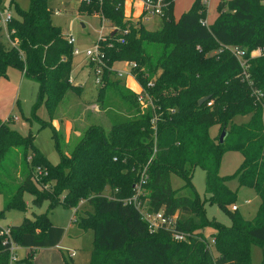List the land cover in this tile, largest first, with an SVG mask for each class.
Masks as SVG:
<instances>
[{
    "label": "trees",
    "instance_id": "trees-1",
    "mask_svg": "<svg viewBox=\"0 0 264 264\" xmlns=\"http://www.w3.org/2000/svg\"><path fill=\"white\" fill-rule=\"evenodd\" d=\"M28 1V10L14 4L17 17L10 28L15 30L17 47L8 46L0 34V77L13 67L35 80L38 88L34 107L44 104L52 117L65 91L72 87L73 45L67 42L68 35L52 23L51 15L56 11L49 7L48 0ZM90 1L120 30L128 31L108 35L100 42L106 65L134 62L132 73L151 96L153 107L133 117H122L107 131L88 126L69 154L61 152L55 132L60 155L57 164L49 162L35 146L36 135L31 130L21 135L9 127V118L0 119V192L13 188L0 218L9 209H25L24 193L33 196L35 207L48 204L45 213L9 227L11 241L28 249L23 264H33L37 249L59 244L64 228L48 218V212L59 204L75 208L80 226L93 230L90 264H251L253 244L262 249L264 264V56L249 57L250 48L264 46V0H222L211 25L203 23L206 12L200 0H195L177 21L173 18V0H165L156 30L147 29L140 20L126 22L125 0ZM231 45L245 50L250 78L263 92L261 100L242 81L240 64L227 49ZM213 49L217 51L207 55ZM109 73L114 71L104 70L101 89L111 83L120 89L121 97L136 101L137 95L120 85L119 79L110 82ZM150 80L152 86L148 87ZM203 97L208 99L200 105ZM208 102L212 104L208 106ZM244 115L249 116L246 122H233ZM42 125L54 128L47 121ZM215 125L225 130L223 143L209 134ZM227 151L242 154L234 177L240 187L253 189L260 198L252 220L239 216L237 207L232 210L236 193L226 185L231 176L219 174L222 155ZM14 152L15 160L11 161ZM36 167L42 171L40 177ZM144 167L146 180L140 201L146 203L149 212L177 213L178 228L190 234L188 241H174L163 229L150 231L135 206L124 204L135 194L134 185ZM196 167L205 172L204 201L190 182ZM172 173L185 181L182 187H171ZM16 178L19 182L13 186ZM106 187L108 194L104 193ZM183 189L189 193L183 194ZM82 200L88 210H79ZM205 201L224 210L230 226L207 220ZM202 224L214 229L209 240L199 231L194 233ZM3 239L0 235V264H9V244H3Z\"/></svg>",
    "mask_w": 264,
    "mask_h": 264
},
{
    "label": "rangeland",
    "instance_id": "rangeland-1",
    "mask_svg": "<svg viewBox=\"0 0 264 264\" xmlns=\"http://www.w3.org/2000/svg\"><path fill=\"white\" fill-rule=\"evenodd\" d=\"M83 1L85 4L82 3ZM3 3L4 6H7L9 0H4ZM212 3L214 4V2ZM17 4L21 10H28V0H18ZM82 4L85 6L83 11L81 9ZM92 4L91 1L87 0H48L49 7L54 8L56 11L55 14L51 15L52 23L59 27L63 34L73 37L74 47L80 52L79 55L72 58V69L70 72L72 87L65 91V95L57 104L52 117H49L44 104L34 107L38 88L35 80L24 77L20 70L13 67H8L6 73L0 79V119L3 117L5 119L9 115L15 114L18 120H16V117L11 116L10 120L7 121L9 127L21 135H26L31 130L36 135L34 139L35 146L52 164H57L60 160L59 152L55 147V132H57V141L61 152L69 154L80 141L88 126L97 125L107 131L113 123L122 117L129 118L139 115L144 109V104L139 102L137 98L135 101L132 98L121 97L119 94L120 89L118 91L111 83L101 89V86L96 85L94 82L93 65L91 61L85 58L84 52L86 49L93 47L100 32L103 37H106L118 27L115 22L109 21L98 7L95 8ZM178 5V8L183 7L181 2ZM184 12H181L180 16ZM176 13L173 11L174 17H178ZM215 13V8L210 6L208 22L213 19ZM14 16L17 17V14L14 13ZM180 16L173 18L177 21ZM125 18L126 22L135 24V15L132 14L131 17ZM160 24L161 19L157 16L144 22V26L149 30L158 29ZM254 49L250 48L249 52ZM216 51L214 49L210 50L207 55ZM112 67L122 72H128L130 68L125 61H115L109 68ZM105 70L111 72V70ZM116 78L115 72L112 75L111 73L108 74L110 82H113V79ZM119 78L126 80L127 76L123 75ZM123 84L124 82L121 81L120 85ZM124 86L126 87L125 84ZM129 90L132 91L131 89ZM136 108L139 111H135ZM248 119V115L237 116L233 119V122L240 124ZM42 121L50 122L54 128L42 125ZM209 132L211 137L217 139L222 130L218 126H212ZM16 150L20 151V149ZM14 155L15 152L10 154L9 159L11 161L15 160ZM242 160L243 156L238 151L225 152L221 158L219 174L221 176H231L226 185L236 193L234 205L237 207V214L245 220H252L256 215L260 198L253 189L240 187L234 177ZM169 179L173 189H178L185 184V181L174 173L170 174ZM16 182H19L18 178L12 185L16 186ZM190 182L193 186V191L199 196L201 201H204L207 197L204 170L199 167L194 168ZM45 186H48V184ZM12 190L13 188L11 187L10 191L12 192ZM10 191L7 193L0 192V210L4 208L5 201L10 196ZM108 192L109 190L106 187L104 193L108 194ZM181 192L188 194L189 190L183 189ZM23 199L26 205L25 209L7 210L0 218L1 227L7 228L20 225L25 218L33 219L35 214L46 212L47 202H44L41 207H35L31 202L33 196L29 193H24ZM78 207L79 210H88L89 208L85 200L80 201ZM204 210L207 220H215L225 226H230V218L216 204H209L208 201H205ZM74 211L75 208H65L59 204L48 212L50 222L62 226L64 233L57 247L37 249L32 259L33 264H90L91 252L94 246V233L91 228L85 230L80 226L79 220L76 219L78 216L74 214ZM194 221L197 224L199 223L197 217H194ZM198 231L203 233L209 240L214 229L202 224L196 227L194 233ZM71 252L75 253L73 258L68 256ZM15 253L18 261H10L9 264H23L28 249L17 247ZM213 253H216L214 249ZM250 258L251 264H261L263 261L262 249L257 245H251Z\"/></svg>",
    "mask_w": 264,
    "mask_h": 264
},
{
    "label": "built area",
    "instance_id": "built-area-1",
    "mask_svg": "<svg viewBox=\"0 0 264 264\" xmlns=\"http://www.w3.org/2000/svg\"><path fill=\"white\" fill-rule=\"evenodd\" d=\"M17 1L18 0H9V3L7 6H4V3L2 4V6H0V34H1V37L7 43V45L11 47H17L18 45L17 39L13 38V35L15 34V30L13 28H10V23L15 18L14 4ZM87 1H90V0H87ZM135 2H138V4L135 5ZM126 4H127V0H125L123 3L124 18L125 17L129 18L133 14L136 16L135 21L140 20V22L142 23L153 19L155 16L161 19V17L164 14V8L166 6L165 0H130L128 4L129 9L125 11V7L127 6ZM134 11L136 14L134 13ZM203 23L205 24L204 21ZM116 32H119L120 34L124 35V34H127L128 31L115 28V30H113L111 34H114ZM105 38L106 37H103L100 32L99 37L97 41L94 43L93 47L86 49L84 52L85 58L91 61L93 65L92 70L94 71V75H95V78H94L95 84L101 87L104 85L103 73L105 69L114 71L117 75V78L122 77L123 75H126V76H132L135 79V75L132 73V69L136 67V64L134 62H127V64L130 67L128 72L119 71L115 69L114 67L109 68L106 65L105 54L100 46V42L104 41ZM118 40L123 42L122 37H119ZM67 42L73 45L72 55L73 56L79 55L80 52L76 47H74V39L72 36H69V35L67 36ZM227 49L229 50L230 54L233 57H235V59L240 64L242 81H245L249 84V86L252 88V94L255 95L257 99L262 98L263 97L262 90L254 87L253 80L250 78L249 64H248L249 59L246 57L245 50L239 48L236 45L228 46ZM259 56H264V46H257L252 52L249 53L250 58L259 57ZM69 81L70 82L72 81L71 77ZM147 86L148 87L152 86V80L147 82ZM140 87H141L140 91L136 93L138 101L144 104V108L148 106L153 107L151 96L142 86ZM211 104L212 102L207 103L208 106H210ZM153 153H155V149L153 150ZM151 159L152 157L148 159L147 165L151 162ZM28 160L30 161V158H28ZM35 170L37 171V176L40 177L42 175L41 173L42 171L40 167H36ZM145 172H146V167H144L141 172L139 182H137V184L134 185V188L136 190L135 194L132 197L125 199L124 204H133L135 206V208L138 210L140 214L141 219L147 223V227L150 231L153 232L158 229H163L170 233V236L172 240L174 241H177V242L188 241L190 238V234L178 228L177 213H175L174 215H165L162 210H159L157 212H149L147 210L146 203L140 201L139 197L142 195V186L146 180ZM235 209H236V206H232V210H235ZM0 235L4 236L2 243L9 244L8 251H9L10 261H18L17 255L15 253L16 248L18 246H16L11 241V238L9 235V227L3 228L0 226ZM211 243H214V239H211ZM74 255H75L74 252L69 253L70 257Z\"/></svg>",
    "mask_w": 264,
    "mask_h": 264
},
{
    "label": "crops",
    "instance_id": "crops-1",
    "mask_svg": "<svg viewBox=\"0 0 264 264\" xmlns=\"http://www.w3.org/2000/svg\"><path fill=\"white\" fill-rule=\"evenodd\" d=\"M129 1L130 0H127V6L125 7V11L126 10H128L129 8H128V4H129ZM195 0H173V11H175V12H177L176 14H177V16L179 17L180 16V14H181V12H184L185 10H187V9H189V7H191V5L193 4V2H194ZM201 1V3L205 6V12H206V14H205V19H204V22H205V24L206 25H211L214 21H215V19L217 18V16H218V11H217V6H218V4H219V2L220 1H222V0H200ZM179 2H181L182 3V5H183V7L182 8H178L179 7ZM212 2H214V4L212 3ZM138 4V2H135V5H137ZM134 5V4H133ZM209 5V6H208ZM210 6H213V8H215V11H216V13L214 14V16H213V19H211L209 22L207 21V18H208V15H209V8H210ZM134 9V8H133ZM213 11H214V9H212ZM212 14V12H211V9H210V15ZM174 17V16H173ZM178 17H174V18H178ZM144 24V23H143ZM119 62H122V61H119ZM116 69V68H115ZM22 73V72H21ZM22 75H23V73H22ZM24 76V75H23ZM2 77H0V79H1ZM116 79H119L120 81H123L124 82V84L126 85V87H128L129 89H131L132 90V92H134L135 94L137 93V92H139L140 91V89H141V87H140V85H139V83L132 77V76H127V78H126V80H123V79H121V78H116ZM17 102H18V100H16ZM11 116H13V117H16V120H18V117L15 115V114H11V115H9L7 118H5L4 119V117L1 119L2 121H4V120H7L8 118H10ZM215 126H217V125H215ZM211 128V127H210ZM58 246V245H57ZM56 246V247H57ZM68 256H69V254H68ZM75 256V255H74ZM74 256H72V257H70L69 256V258H73Z\"/></svg>",
    "mask_w": 264,
    "mask_h": 264
},
{
    "label": "water",
    "instance_id": "water-1",
    "mask_svg": "<svg viewBox=\"0 0 264 264\" xmlns=\"http://www.w3.org/2000/svg\"><path fill=\"white\" fill-rule=\"evenodd\" d=\"M208 99V97H203L199 100V104L202 105L206 100ZM225 130H222L220 136H219V142L223 143L224 137H225Z\"/></svg>",
    "mask_w": 264,
    "mask_h": 264
}]
</instances>
